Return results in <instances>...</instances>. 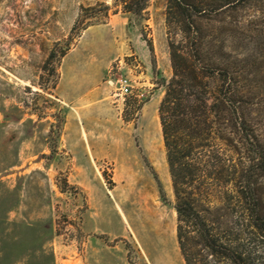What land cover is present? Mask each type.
<instances>
[{
	"label": "rangeland",
	"instance_id": "374dc122",
	"mask_svg": "<svg viewBox=\"0 0 264 264\" xmlns=\"http://www.w3.org/2000/svg\"><path fill=\"white\" fill-rule=\"evenodd\" d=\"M167 3L0 0V264H185L158 110Z\"/></svg>",
	"mask_w": 264,
	"mask_h": 264
},
{
	"label": "trees",
	"instance_id": "16d2710c",
	"mask_svg": "<svg viewBox=\"0 0 264 264\" xmlns=\"http://www.w3.org/2000/svg\"><path fill=\"white\" fill-rule=\"evenodd\" d=\"M148 2L115 0L135 14ZM166 24L172 75L158 110L185 264H264L252 235L264 239V125L253 94L264 0H168ZM224 207L232 219L221 220Z\"/></svg>",
	"mask_w": 264,
	"mask_h": 264
},
{
	"label": "built area",
	"instance_id": "2783aa9c",
	"mask_svg": "<svg viewBox=\"0 0 264 264\" xmlns=\"http://www.w3.org/2000/svg\"><path fill=\"white\" fill-rule=\"evenodd\" d=\"M111 84L117 83L118 88L117 90L119 91V94L124 98L125 96H128L133 93V80L127 76V75H122L118 77L115 81L110 80L109 81ZM139 96V95H137Z\"/></svg>",
	"mask_w": 264,
	"mask_h": 264
},
{
	"label": "bare ground",
	"instance_id": "6f19581e",
	"mask_svg": "<svg viewBox=\"0 0 264 264\" xmlns=\"http://www.w3.org/2000/svg\"><path fill=\"white\" fill-rule=\"evenodd\" d=\"M118 209L121 211V214H122V216H123V218H124V220H125L126 217L124 216V214H123V212H122V208H120V207L118 206Z\"/></svg>",
	"mask_w": 264,
	"mask_h": 264
}]
</instances>
